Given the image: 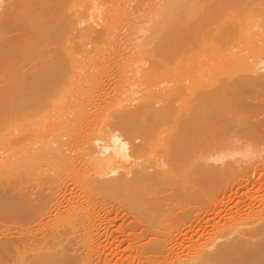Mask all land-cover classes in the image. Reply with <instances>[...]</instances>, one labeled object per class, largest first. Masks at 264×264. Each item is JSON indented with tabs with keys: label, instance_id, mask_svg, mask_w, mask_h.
Listing matches in <instances>:
<instances>
[{
	"label": "bare ground",
	"instance_id": "obj_1",
	"mask_svg": "<svg viewBox=\"0 0 264 264\" xmlns=\"http://www.w3.org/2000/svg\"><path fill=\"white\" fill-rule=\"evenodd\" d=\"M33 1H35V0H33ZM52 1L57 3V1H55V0H39V2H37V3L35 2V4L32 3L34 5L33 6L30 5L31 8L29 7L28 9H26V13L21 12L22 14H20V15L18 13L19 17H17V19L15 18L16 14H14V20H11L12 22L14 21V23H13L14 25L11 24V21L9 23H7V21L10 20L9 17L11 14L8 17L9 19L6 18L7 21H4L5 16L2 17V18H4V20L2 18H0L1 19L0 24L3 23V25H4V23L6 22L5 24H8V26L11 25V27H12L10 29L11 32L8 30L11 33V35L9 33H5L6 34L5 38H4V36L0 35V36H2V37H0V140H2V138H4V136L6 134L10 133V131H9L10 129L7 130V127H8V125L12 124L13 119H14V123H13L14 133H17V132L22 133L23 132V135L17 136L15 139L13 138L14 140L13 139L11 140V143H10L11 145H13V144L18 145L22 142H25L26 140L30 139L31 135H32V132H29L30 134L27 132L25 133L24 128H27L29 124H25V125L18 124L17 123L18 120H20L22 122V119H26L27 117L33 116L34 112L35 113L38 112V109H39V111L43 107L46 109L47 107H45V106H48V105H46V104H48L47 102H50L51 100L54 99V97L56 98L57 96H59V94H61L60 92H61L62 88L67 86L66 84L68 82L70 85L73 84L72 80H68L69 79L68 76L71 74V73L68 74L69 73L68 71L71 68H70V65H67V63L65 61L66 58L64 56L65 55L64 50H63L64 47L61 48L65 44L62 45L61 42L64 43V41L66 40L65 38L67 36L68 31H70L69 29L73 28V27L75 28V26L69 27L71 24L68 23L70 25L67 24L68 26L66 25L67 26L66 27L65 24H63V23H65L64 21H66V19H64V18H66L68 16H69V18H71L70 17L71 15H66V14L62 13V11L64 13L66 12V9H65L66 5L64 4L65 3L64 0L62 1L63 4H62V2H60V4L65 5V7H64L65 11L63 9H61L62 7L60 6L59 2L57 3L58 5H56V8H53L54 5L53 6L49 5V4H53ZM58 1H61V0H58ZM65 1H67V0H65ZM102 1L100 0L99 2H96L95 4L93 3V5H91V2H90L91 6L85 10L86 12L89 10L90 12L88 14H86V12L84 11L85 8L83 9V12H85L86 16L88 15V17L90 19L92 18L91 20L98 21V22H99V20L95 19L96 16L98 15V18H102V15L104 13H105L104 19L106 20V22H108V19L109 20L114 19L113 14L116 15V12L113 13L112 11H110V12H104L103 11L105 2L107 1V3H108V1H110V0H105L103 2ZM136 1L139 2L138 0H136ZM155 1L158 2L157 0H155ZM174 1H176V0H174ZM183 1H184V3L186 2L183 5H186L185 6L186 9H188L187 8V5H188L187 2L189 0H183ZM195 1H197V0H195ZM11 2L14 3V5H13L14 7L13 6L12 7L14 9H16V11H17V7H20L21 5L23 6L24 2H26L25 5H28L27 4L28 0H12ZM50 2H52V3H50ZM68 2H69V0H68ZM144 2L147 3V1H143V3ZM180 2H182V1H180ZM199 2H201V3H199ZM199 2H198L199 5L203 4V3H205L204 5H206V6L208 5L207 6L208 10H207V8L205 10L202 9V8L206 7L204 5H203L204 7H201L202 5L199 7L198 4H197L198 5L197 6L194 1L190 0L188 3L193 4L192 5L193 7L195 4V8L200 9L199 11L198 10L194 11L191 9H195V8L191 7V9L189 11H191L192 15L194 12L196 13V15L198 12H199V14H202L205 11L208 12L209 16L205 14L206 15L205 17L209 18V22L206 23L207 25L204 23L205 26L203 25L201 29H203V31L205 29H206L205 31H207L208 29L209 30H208V32L202 31V33H204L203 35H202V33L200 35L201 31L199 32V30H200L199 26H197L198 28H196V26L194 28H192L193 26L188 27V25H190L192 22L191 18H186L185 16L181 18V17H178L177 14L175 15V17L177 16L178 18H180V20L183 18H185L188 21H189V19L191 20V22H189V24L186 22L188 25H187V29H185L184 31L188 30V31H186L187 34L193 33L199 29L198 31H196V33L198 32L199 33L198 35H200V36H198L196 33H194V34H196L198 36V38L201 36L204 37V39L200 38L201 39L200 42H199L198 38H196L197 42H194L192 40L193 43L189 47H187V44L185 43V47L188 48L187 52L185 51L186 54H189V52L193 53V51L195 52V50L198 51V48H199V50L201 48H203L202 45H204L203 44L204 42H202V41H204L206 39L205 40L206 41L205 50H203L205 52L202 54V55H204L203 60H204V62H206L205 76L200 77V75L198 73H194V75H192L190 73L192 76V81H194V84L191 85L190 84L191 82L189 80H187V83L189 81L188 84H190L191 86L186 93L184 92V91H186V88L184 90V86L182 87L181 84H179V85H181L180 87L175 86L176 87L175 90L176 89L178 90L180 88L178 90V93H180V91H182L183 92L182 97L184 95H187V98H185L184 100L182 99L183 101L181 100L182 101L181 103H179L178 105H175L176 101H177L176 99L178 98L177 94H176V96H174V98H173L174 100L173 99L170 100L172 103L165 102L166 101L165 99L163 100L164 102L163 101L162 102L161 101H159V102L155 101L156 103L155 102L152 103V100H151L150 103L149 102H146V103L143 102L142 104L141 103L135 104L137 106L132 104L134 107L131 105H130L131 107L130 106L129 107L124 106V108L117 109L116 111L113 112V110H112L113 107H115L117 105L116 100H115L116 98H114L115 104H112L113 106L110 105L111 103H113V101L110 104H108L111 107L110 110H112L111 111L112 117L109 119V121H108L109 123H107L106 125L101 124V122L103 123L104 120H106V117L108 116L107 114L110 113V112H108L109 110L106 111L108 108H110V107H107V109L105 110L107 112L106 117H104L105 115L103 116V114H105V111H104V113H102L103 110H102V112L99 111L102 113L101 117L102 118L104 117V119H102L103 121H101L100 123L98 122L100 124V127H101L100 130H102V131L97 130L98 132L96 131V132L92 133V135L90 132V134H87V135H91V137L89 138L86 135L85 139L87 142H83L84 145L86 146V147L84 146L85 148L83 147L85 149L84 152L87 151V153H88L87 154L85 152V154H86L85 156H88L87 158H89L90 160L86 158V160L82 159L83 160L82 162L85 161V163H86V161L89 160L91 164L89 162H88L89 164L88 163L87 164L92 166V169H93L92 171L95 173L94 178L91 175L90 176L92 178L89 176L91 178L90 181L93 182L95 185H97L96 183H98L100 185V187L98 186L100 188V190L104 186L107 188H110L111 190L113 189L114 191L113 192L111 191L112 193L110 192V196H111V194H113L114 196L112 195L110 198L115 199V196H119V198L120 197L125 198L124 200H126L125 202L127 205V209L130 212L133 211L131 213V215L129 214L130 212L128 213L130 218L132 217V220H134L133 218H136V216H137L136 220H138V221L134 225L136 227L135 229L140 230V233L137 232L138 234L136 233V230L133 231V233L135 232L134 234H137V237H135L137 242L135 241V243L131 244L132 248L133 247L138 248L140 246L143 248V250H144V248L147 249L146 251L148 253L144 254L145 250H144V252H143V250H140L143 252V255H141V252L137 251V253L139 252L137 254L139 257V258L137 257V259H139V260L136 259L137 262H135L134 256H126L125 258H127V257L130 258V260L129 259L127 260L124 257H122L123 256L122 253H121L122 256L118 257L120 252L116 253L117 256L114 253H112L113 251L107 252L108 249L106 248L107 245L105 243H107L108 241L102 240V238L105 235L102 237V234H101L102 230L99 227L100 225L98 226V223H97L98 214L96 212H98L99 209H98V211L96 210V212L91 211L93 213H96L97 215L96 214L93 215V213L89 212V213H91V215L89 213H86V214H89L90 216H88V215L86 216V214H84L85 216L82 217L83 216V213H82V215H80V218H81L80 219L78 217L77 218H75V217L81 211L86 212L84 210V207L82 208V207H79V205H75V207L73 206L74 208L73 207L71 208L69 206L72 210L68 209L69 210L67 212L68 214H66L67 217L65 216L64 219L66 220V218H67V220H70V221H68V223H70V225H68L67 227L64 228L63 226L67 225L68 223H67V221L65 222V220L63 221V218L60 217V219L62 218V222L59 219L60 220L59 222H61V224H58L59 222L58 223L54 222V226L58 224L57 225L58 229L55 228L57 226H55V227L52 226L51 229H55V230L57 229V230L56 231L52 230V232H47V230L45 229V226L48 223L47 218H49L48 221H50V219H51L50 214H49L50 210L48 213H47L48 210H46L45 212L42 213V215L40 214L39 211H40V208H43L45 206H47L46 208L49 207L48 205H50L52 203V202L50 203L49 201H53V199L56 198L55 191L59 193V189L57 191V188H59L60 186H58L57 183H56V186H58L57 188H56V186H51L52 184L50 185L51 187L56 188V189L54 188L55 191L52 188H50V191L53 190V193H54L53 194L51 191L52 194L51 193L50 194L52 196L50 197L51 198L50 199L49 196H47L50 194H47L46 196H44L45 192L46 193L50 192L49 188H48V190H47L48 192H47V191H45V188L43 187L44 191H45L43 193L44 194L43 195L42 193H40L43 191L42 186L39 185L41 187L37 188L33 182H30V180H28L33 175H31L29 178V176H27L28 175L27 174L24 176V178H26V176L28 177L27 182L29 184L27 186L32 187L31 184L33 183L35 186L33 184L32 185L39 190H36V188H35V190L37 192L36 191L31 192V190H34V189L28 188L26 186V184H25L26 179L25 180L23 179L24 184L23 183H22L23 185L21 184L23 189H22V187L20 189L19 185H15V184H17V182H19L20 180L21 181L19 183L22 182L23 175L20 174L21 172L18 171V169L15 168L16 165H14L15 167L14 166L13 167L15 169L13 168V170H15L16 173L18 172L17 180H15L16 178L12 177L11 174H9V176H11L10 178L13 180L9 179L12 182H10L8 179L7 180L10 184H13V185L11 186L7 181L6 182L3 181L4 185L8 186V187L5 186L6 187L5 188L3 185V182L0 184L2 186V187H0V190H1V188L4 187V189L1 190L3 193L0 194V208L2 211H5V210L8 211L9 210L10 214H14V223L15 224L18 223L19 226H16V227L14 226V237L11 235V237H10L11 240L9 239V237L7 238V236L6 237L3 236V238L4 239L6 238V240L0 238V258L3 257V259H0V260H3V261L5 260V263H7L6 261H8V260H7L6 256H8V259H9L14 254V264H130L131 262H132L131 264H135V263L136 264H264V191H262L263 189L262 190L259 189L258 192L256 194H254V196L252 195L253 198L251 200L252 202H251L250 207H248V209H247L248 210V213H247L248 218L246 217V220H244L242 218L243 219L242 222H238L239 220L236 218L237 219L236 223H234L236 225H233V227H235V228L231 227V228H233V229H231L228 227L230 230L227 229V232H224V228H223L222 229L223 231L220 230L219 234L216 233L217 235L214 236V238L211 240V242H209L207 244H205L206 242L204 244H200L201 248H197L198 249L197 251H199V252L196 251L197 253H194V255H191L190 252H192V251L188 250V249L191 250V248L194 245L189 246L188 241H192L191 243H194L193 240L198 234L196 235L192 231L194 233L193 234L190 231V228H188V226L190 224L186 227V228H188V230H185V232H180V235L182 234L181 235L182 237H180V235L176 236V233H175L173 236H176V238H173L171 235L172 233L168 229V224L170 221H171V224H173L172 220L176 219L178 222L179 216L182 217L184 215H188V216L192 215L191 213L197 207H194V208L191 207L190 206V203H191L190 200L193 201L194 199L198 198L199 196L201 197L200 194H203L205 192L204 189H206V187L210 186V188L206 189V190H208V191L212 190L213 192L217 189L214 193H216V194L220 193L221 194V192H222V190L220 189V188H222L221 185L227 183L228 180L230 179L229 182H231V183L229 184V182H228L227 185L225 184L226 187L224 185L223 190L226 188L229 189V186L231 188L236 187V189L239 190L240 185H241V187L245 186V182H247L249 180L248 178L251 177V175H254V173L256 171L258 172V170L260 168H261V171L264 170L263 169V167H264V156H262V155H264V0H200ZM7 3L8 2H6L5 4H7ZM46 3H49V4H46ZM117 3H119V2H117ZM127 3H129V0L127 1ZM146 3H145V5H146ZM148 3H149V1H148ZM5 4H4V6H5ZM135 4H136V2H135ZM135 4L133 3L132 5L134 6ZM140 4L141 3L139 2L138 5L140 6ZM152 4H155V3H152ZM145 5H144V8H145ZM158 5H159V2H158ZM179 5H181V4H179ZM183 5H182V7H184ZM105 6H107V5H105ZM122 6L123 5H121V8L124 7V6L123 7ZM125 6H126V4H125ZM220 6H221V9H220ZM67 7H68V5H67ZM131 7H129V9ZM188 7H189V5H188ZM152 8L155 9V6H152ZM217 8H219V9H217ZM6 9H8V8L6 7ZM132 9H134V8L132 7ZM132 9H130V10H132ZM140 9L141 8H139V10ZM201 9L204 12H202ZM211 9H213V10L211 11ZM1 10H2V7H1ZM116 10H117V8H116ZM160 10L158 11V14L156 13L157 15L155 14L156 17L157 16L161 17V15H159L161 13ZM226 10H229V11L227 12ZM132 11H130V12L132 13ZM179 11H178V13L181 14L182 11L181 12H179ZM189 11L186 10V13H189ZM17 12H19V11H17ZM60 12H61V14H63V17H64L63 20H62V15H60ZM117 12H119V9ZM124 12H126V11H123L122 13H124ZM155 12H157V11H155ZM3 13L1 12L2 15L1 14L0 15L3 16ZM5 13L8 15V12H5ZM119 14H120V12H119ZM138 14H140V13L138 12ZM148 14L150 15V12ZM166 14L167 13H165V16H166ZM182 14L180 16H182ZM59 15L61 17L57 18ZM127 15H129V13H127ZM140 15H141L140 17L143 16L142 14H140ZM163 15H164V12H163ZM198 15H197V17H198ZM225 15H226V18L224 17ZM151 16L148 17L149 20H150ZM83 17H84V15H82L81 18H83ZM115 17L118 18L119 16H115ZM140 17L138 16V19ZM145 17L146 16L144 14V17H142V18H145ZM173 17H172V20H173ZM223 17L225 18L224 20H222ZM69 18H67V20ZM78 18H79V16H78ZM89 18L88 19L84 18V22L89 21L92 23V21ZM124 18L125 19L123 21L126 20V17H124ZM132 18H133V16H132ZM193 18H194V16H193ZM57 19H59L60 22L63 21V23H62L63 25L58 24ZM127 19H128V16H127ZM135 19L137 20V18H135ZM163 19H161V20H163ZM151 20L149 22H153ZM79 21H80V23H82L81 19H79ZM110 21H109V23H110ZM123 21L120 20L119 22L121 23ZM67 22H70V21H67ZM98 22H95V23H98ZM112 22H113V24L115 23V21H112ZM129 22H133V21L129 20ZM178 22L179 21H177V24H178ZM85 23H82V24H85ZM91 23H88V24L91 25ZM100 23L101 22H99L98 25H100ZM167 23H168V21H167ZM167 23H165V24H167ZM200 23L203 24V21ZM210 23L211 24L217 23L218 26L215 27V29H213V31H212L211 28H208V27L214 28L213 26H211ZM168 24L172 25L171 23H168ZM175 24H176V21H175ZM198 24H199V22H198ZM105 25L107 26V24H105ZM109 25L111 26V24H109ZM122 25H124V24H122ZM152 25H154V22ZM170 25L167 28H170L171 27ZM100 26H99V28H100ZM132 26H134V25H132ZM132 26L130 24V27H132ZM137 26H140V27H137ZM137 26H136V28L133 27L132 30L131 29H129V30L133 31L135 29L138 32L137 29H140L141 26L144 29L142 24L137 25ZM145 26H146V24H145ZM150 26L148 25V27H150ZM156 26H158V25H156ZM175 26L177 27V25H175ZM184 26H186V25H183V27ZM63 27H65V29L67 28L66 29L67 33ZM127 27H126V29H127ZM230 27L236 28V30L233 28H230ZM3 28L4 27L2 26L0 32L3 31V33H4L5 31ZM80 28L78 30V27H77V31H78L76 33L77 38L82 36ZM97 28L98 27H96L95 30ZM114 28L115 27H113V31H114ZM116 28H119V27L117 26ZM142 28L140 29V31L143 30ZM173 28H174V26H173ZM12 29H13V31H12ZM86 29H88V25H87ZM120 29L121 28H119L118 31H120ZM157 29H159V28H157ZM190 29L193 30V32L192 31L190 32ZM82 30H83V28H82ZM97 30L94 31L95 33H97L96 36H95V34H93L94 36L91 37V38L94 37V40L101 38V37H97L99 33L101 35L105 34V33L107 34V32H105V31L101 30L100 32H97ZM110 30L111 29H109V31ZM115 30L117 31V29H115ZM91 31H93V30H91ZM140 31L138 33H140ZM152 31H153L152 33L154 34L155 33L154 30H152ZM184 31H182V33ZM214 31H215V33H214ZM75 32H76V28H75V31L71 35L72 38L75 37V36H73L75 34ZM102 32H105V33H102ZM111 32H110V34H112ZM173 32H174V30L171 31V33H173ZM180 32H181V30L179 31V33ZM210 32H211V34H210ZM63 33H65L66 35ZM146 33H148V32H146ZM152 33L150 32V37L149 36H147V37L152 39V37H151ZM166 33L167 32L165 29V34ZM171 33L166 34V35H170ZM175 33H178V32H175ZM175 33H173V34H175ZM205 33H206V35H205ZM207 33H208V36H207ZM7 34H8V36L9 35L10 36L7 37ZM78 34H79V37H78ZM117 34H118V32H117ZM63 35H65L64 41L61 40L63 38ZM113 35H115V33ZM125 35H126V33H125ZM140 35L143 36L142 34H140ZM184 35L185 34H183L182 37H184ZM103 36H105V35H103ZM117 36H120V35H117ZM165 36H164V30H163V38ZM171 36H172V34H171ZM171 36H170V38H171ZM195 36H193L194 40H195ZM205 36H207V37H205ZM210 36H211V38H209ZM95 37H97V38H95ZM110 37H111V35H110ZM125 37H128V36H125ZM68 38H70V37H68ZM103 38H105V37H103ZM118 38H117V41L121 40ZM130 38H132V37H129V39ZM140 38L143 39V37H140ZM174 38H172L171 40H174ZM176 38H177V35H176ZM79 39H81V38H79ZM134 39H136V38L134 37ZM138 39H139V37H138ZM138 39H137V41H138ZM98 40H100V39H98ZM111 40H112V38H111ZM152 40H154V39H152ZM159 40H160L159 43H157V44L154 43L155 44L154 49L158 50V53H161V56L166 57L167 54L164 55V53L169 52L170 49L172 50L174 45L176 44V42L174 40L175 44L172 45L173 46L172 47L171 46L172 42L169 38L166 39V37H165L163 40L159 38L157 41H159ZM72 41H75V40H72ZM77 41H75L74 44H76L78 46V44H80L81 41L78 44H77ZM112 41H110V46H111ZM125 41H123V42H125ZM2 42H8L9 44L5 45L6 43H4V45H3ZM93 42L95 43V41H93ZM131 42H132V40H131ZM133 42H136V40H134ZM185 42H187V41L185 40ZM195 43H196V45L197 44H199V45L196 46ZM86 44H87V40H86V43H84V45H86ZM97 44L101 45L100 42H98ZM193 44L195 46H193ZM80 45L78 46V48L75 47L76 49H78V51H80V49H79V47L81 48ZM114 45L116 46L117 44L115 43ZM118 45H119V42H118ZM122 45H120V46H122ZM131 45H133V44H131ZM138 45L136 43V46H138ZM182 45H183V43H182ZM72 46H73V43H72ZM86 46H88V45H86ZM92 46L93 45H91V47ZM139 46H141V45H139ZM198 46H200V47H198ZM142 47H144V46H142ZM119 48L120 47H118V49ZM123 48H124V46H123ZM129 48H132V47L130 46ZM85 49H87V52H89L88 50H90L86 47H85ZM113 49L112 50L109 49V50L113 51ZM115 49H117V48H115ZM192 49H195V50H192ZM82 50H84V49H82ZM148 50L146 51V53L148 52ZM182 50H180L181 55H182ZM234 50H236L238 52L240 51L239 52L240 55L238 53L239 58L236 60V62L233 59V56H232V58H231V56L229 58V55H228V53L229 52L232 53V51L236 53V51H234ZM117 51L119 52L120 49ZM125 51H127V50H125ZM77 52H76V54H77ZM85 52L86 51H84V53ZM155 52H157V51H155ZM63 53H64V55H63ZM121 53H123V52H121ZM174 53L177 54V51ZM195 53H197V52H195ZM231 53H229V54L232 55ZM112 54H113V52H112ZM114 54H116V53H114ZM118 54L120 55V52ZM128 54H126V55H128ZM131 54H133V53H131ZM179 54H180V52H179ZM179 54L177 56H179ZM184 55L185 54L183 53L182 56L184 58L180 57L183 60L186 59L187 56H189V55H187L185 58ZM63 56H64V58H63ZM78 56H80V55H78ZM145 56L146 55L144 53V57ZM148 56H149V54H148ZM158 56L161 57L160 54ZM235 56H236V54H235ZM107 57H109V56H107ZM159 57L157 58V55H156L157 59H159ZM196 57L197 56L194 55L191 58H193V60H195ZM85 58H88V56ZM85 58H82V59H85ZM93 58H94V56H93ZM103 58H104V56H103ZM103 58L100 57V61H101V59L103 60ZM121 58H122V56H121ZM146 58L147 57H145V59ZM156 58L155 57L152 58L153 60L155 59L154 60L155 62L152 61V63H150V64H152V66L151 65L150 66L151 67L156 66L157 69L160 66V67H163V69H164V66L166 64L164 63L165 64L164 66L161 63H159L161 65L157 64L158 62H160V60L158 61ZM234 58H237V56ZM113 59H115V58H113ZM113 59H112V62H114ZM119 59H117L116 63H119V66H120V63H122V62H118ZM125 59H127V58H125ZM128 59H130V58H128ZM167 59H168V56H167V58H165V60H167ZM168 60L172 61L171 59H168ZM78 61H81V60H78ZM115 61H116V59H115ZM142 61L143 60L140 59L138 62L142 63ZM163 61H164V59H162L161 62L163 63ZM175 61H176V59L174 60V63H175ZM196 61H197V63H194V64H198V60H196ZM126 62L130 63L128 61H126ZM149 62H151V57H150V61H148V63ZM114 63H113V65H114ZM123 63H125V60ZM169 64H171V63L169 62ZM199 64H200V60H199ZM199 64H198V66H199ZM143 65H144V63H143ZM146 65H147V63H146ZM178 65H180V64H178ZM186 65H188V64H186ZM68 66H69V68H68ZM115 66H118V64ZM122 66L123 65H121V68L120 67L119 68L122 69ZM198 66L195 65V67H198ZM146 67H149V66L147 65ZM151 67H150V71L152 69ZM173 67H174V65H173ZM100 68H98L97 70L99 71ZM136 68L139 69L140 67L139 68L136 67ZM112 69L115 70V68H112ZM120 69H117V71L115 70V74ZM182 69H184V68H182ZM203 69H204V67H203ZM122 70H120V71H122ZM155 70L156 69H154L153 71L155 72ZM144 71H147V69H145ZM190 71L188 69V72H190ZM122 72H124V71H122ZM122 72H121L122 75L120 73H117L118 76L121 75L120 77H122L125 73V72L124 73H122ZM168 72H170V71L168 70ZM194 72H199V71H194ZM80 73H82V71ZM159 74H160V72H159ZM201 75H203V74H201ZM81 76H82V74H81ZM89 76H90V74H89ZM93 76H94V74H93ZM114 77H117V76H114ZM122 78H124V76ZM186 78H184V79H186ZM99 79H102V78H98V80ZM187 79H189V78H187ZM92 80L89 81V86H90V83L92 82ZM111 80H112V78H111ZM201 80H203V81L200 82ZM180 81L179 82L177 81V83H180ZM95 82L97 83V80H95ZM164 82L165 81H163V83ZM183 82H186V81H183ZM85 83H87V82H85ZM99 84H100V82H99ZM123 84H124V82H123ZM128 84H129V82H128ZM139 84H141V83H139ZM166 84H168V83H166ZM91 85L93 86L94 84L92 83ZM116 85L121 86V83L120 84L117 83ZM125 85H127V84H125ZM160 85H163V84H160ZM73 86H75V85H73ZM120 86H119V88L122 89V87H120ZM141 86H139V87L141 88ZM145 86H146V84H145ZM168 86H170V85H168ZM95 87H94V90L97 91L95 89ZM132 87H134V85ZM132 87L130 89H132ZM135 87H137V89L139 88L137 86V84ZM135 87L133 88V90H130V89L129 90L132 91V93H134ZM186 87H189V86L187 85ZM127 88H129V87H127ZM70 90H71V88H70ZM91 90L92 89L90 88V91ZM94 90H92V91L95 92ZM122 90H124V88ZM158 90L160 93L161 89H158ZM110 91H111V88H110ZM118 91H117V94H115V95H118V93H119ZM127 91H128V89H127ZM137 92H138V90H137ZM164 92L168 94V91L167 92L162 91V95ZM90 93H89V95H90ZM125 93L127 94V92H125ZM153 93H155L156 96H158V97L161 96V95H157L156 91ZM174 93L175 92H173V94ZM91 95H90V97H91ZM120 95H121V93L118 95V97L117 96L116 97L119 99ZM144 95L146 98V94H144ZM75 97L76 96H74V98ZM87 97H89V96H87ZM94 97H96V95H94ZM148 97H150V96L148 95ZM97 98H94V99L97 100ZM111 98H113V97H111ZM180 98H181V95L179 96L178 99H180ZM92 99H93V97H92ZM127 99H129V98H127ZM79 100L80 99H78V101ZM119 100H120V102H122L121 99H119ZM134 100H136V99H134ZM107 101L108 100H106V102ZM129 101L130 100H128L127 102H129ZM109 102H110V100H109ZM74 103H75V100H74ZM102 103H103V101H102ZM80 104H82V102ZM93 104H95L94 101H93ZM88 105H89V103H88ZM120 105H122V103L121 104L119 103V106ZM123 105H124V103H123ZM41 111H43V109ZM41 111L39 113H41ZM39 113H37V114H39ZM37 114H34V115H37ZM107 118H109V117H107ZM99 120H101V119H99ZM97 121H96V126L99 125V124H97ZM48 122L49 121H46V122H44V124L45 123L47 124ZM105 123L106 122H104V124ZM169 123L170 124L173 123V126H172L173 128L172 127L170 128V126L169 127L167 126V125H169ZM67 126H69V125H67ZM67 126H64V127L66 128ZM96 126L94 125L93 127H96ZM167 127L170 128V131H173V132L171 133V136L168 137V138H170L168 141L163 142L164 141L163 140L161 142L159 135L161 134V136H163L162 133L164 131L169 133V131H166ZM62 129H63V127H62ZM89 129H91L92 132L95 131V130H93L94 128L92 129V127ZM98 129H99V126H98ZM41 132H42V129L40 128L37 132L33 133V136H35V135L37 136ZM59 132H62V130ZM86 132H84V133H86ZM51 134L53 136L52 132H51ZM64 134L65 133H63L62 135L60 134L62 139H60V136L58 138L60 140H63L62 136ZM67 136L65 134L64 138ZM83 136H84V134H83ZM42 139H43V137H42ZM57 139H56V142H57ZM166 139H167V137H166ZM77 140H80V139L78 138ZM12 141H14L13 144H12ZM52 141H53V139H52ZM65 141H66V139H65ZM80 141H77V142L80 143ZM37 142H39V141H37ZM40 142H43V141L41 140ZM45 142H47V141H45ZM63 142H64V140H63ZM63 142L58 141L57 145L59 143H60V145H62L61 143H63ZM64 143H63V145L65 148L66 142H64ZM78 143H75V144H78ZM83 143H81V144H83ZM46 144H48V143H46ZM46 144H43L42 146L45 147ZM48 145H50V143ZM54 145L56 147H58L56 144H54V141L50 146H48L49 148L46 146L48 148V151H49L48 153H50V152L52 153V151H54V149L56 148V147L53 148ZM63 145L60 147V150H62L61 148H63ZM71 145L72 144H70V146ZM5 146L6 145H4V147ZM22 146H23V144H22ZM67 146H69V145L67 144ZM6 147H5V149L7 150ZM50 147H52L53 149L51 148V150H50ZM11 148H13V147H10V149ZM33 148H34V146L31 147L32 151L29 148L25 152V153L29 152L28 156H26V157L25 156L22 157L23 154L21 156L19 154V156H20L19 160H21V159L23 160V158L25 159V158L30 157L31 153L34 151ZM35 148H36L35 152H37L36 154H38L40 147H38V148L35 147ZM64 148H63V151L66 149V148L65 149ZM8 149H9V147H8ZM58 149L56 148V150H58ZM67 149H69V148L67 147ZM41 151L44 154L46 153L45 150L44 151L42 150V147L40 149V153H41ZM68 151H64L63 153L68 152ZM35 152L32 153L33 157L31 156L32 158L30 157L31 159H29V160H31L30 161L31 164L34 163L35 159H36V163H37L38 158L43 154V153L42 154L39 153L40 155L39 156L36 155L37 158H35L34 157ZM23 153H24V151H23ZM41 158L45 159V156L43 157V155H42V157H40L39 159L41 160ZM83 158H85V157L83 156ZM44 159H43V161H44ZM1 160H2V158L0 159V162H1ZM6 161H7V163H4V164L10 165L9 160L7 159ZM10 161H11V159H10ZM12 162H13V160L10 163H12ZM20 162H25L27 164V165H25V168L27 166L31 165L29 163V161H26V159L23 161H20ZM40 162L42 163V160ZM2 163L3 162H1V164ZM43 163H42V165H43ZM23 165H22V167H24ZM38 165H39V163H38ZM82 165H84V163ZM85 166H86V164H85ZM87 167H86L85 171L89 170V174H91V172H90L91 168L87 169ZM7 168H9V166ZM25 168H22L21 170H23ZM27 168H29V167H27ZM16 169H17V171H16ZM10 171L11 170H9V173H10ZM5 172H7V171H5ZM11 173H13V172H11ZM263 173L264 172H261L260 174L258 173V175H260V177H258L259 181L264 180V174ZM256 175H257V173H256ZM39 176L40 175H38L37 178H39ZM35 178H36V174H34L33 178H31V180L32 179L34 180ZM18 179H20V180H18ZM39 179H36L38 181L34 180L36 184L40 183ZM92 179L94 181H92ZM255 179H256V177H255ZM14 180H15V182H13ZM84 181H85V184H83ZM84 181H83V183L82 182L80 183L81 184L80 187H82V189L78 188L82 191L84 189L83 188L84 185L86 187V184L91 183V182L86 183L88 181V178H87V181L86 180H84ZM225 181H227V182H225ZM62 183H64V182H62ZM62 183H60V184H62ZM253 183H254V181H253ZM92 184H90L89 187L92 186L93 188L90 187V190H88L89 187L87 185L88 188L87 189L85 188L84 190H87L88 192L93 190L94 195L91 194V193H93V191L91 193H88L87 191H85L86 193L82 192L84 194H88V197H89V194H91L92 196H95V192L99 193V191H100L99 188L97 189V187L94 184H93L94 185L93 186ZM64 185H66V184H64ZM195 185H197L198 188L196 187L194 189L193 187H195ZM260 185H261V183H260ZM13 186L15 189H18L17 191L14 190L15 194H14V192H12ZM16 186L19 188H17ZM24 186L26 188H24ZM77 187H78V184H77ZM94 187H96V189H97L96 191H95ZM105 187H104V189H105ZM217 187H219V188H217ZM11 188H12V190H11ZM24 189H26L27 191H25ZM28 189H30V190H28ZM64 189H65V187H64ZM110 189H108V191H110ZM170 189H173V191ZM168 190L171 192H169ZM167 191L169 193H166ZM208 191H206V192H208ZM250 191H252V190H250ZM35 192L36 193L39 192L38 194H42L43 197L41 195L35 196V195H38ZM64 192H66V191H64ZM80 192L81 191H79V194H80ZM7 193L10 195L14 194V196L12 195L14 198L12 196L8 195ZM34 193H35V195H33ZM63 193L60 192L59 195H61ZM100 193H101V191H100ZM105 193H109V192H105ZM175 193L178 194L179 196L184 195L183 196L184 202H181V204L179 203L178 207L174 206V209L173 208L168 209L169 211L171 210L170 211L171 213L174 212L172 214L173 216H171V213L168 210H167V212H169L170 214L168 213L169 215L163 216V214H165V213L167 214V212H164V208H163V207H165L167 202H166V200H164L166 202V204L163 205L162 202L164 203V201H162V199H164L165 197L168 198L170 194L171 195L174 194L172 196H177ZM214 193H213V195H214ZM5 194H7V196ZM30 194H31V197H30ZM76 194H77V196L75 194L74 195L76 197H78L79 194L78 193H76ZM59 195H58V197H59ZM101 195H105V194H101ZM101 195L99 194L96 197L99 198V197H101ZM171 195L169 198H172ZM203 195H202V197H204ZM237 195H238V192H237ZM2 196H4V197H2ZM81 196H82V194H81ZM106 196H108V195H106ZM106 196H104L103 198H105ZM5 197L6 198L12 197V199H14V204H11V205L9 204L10 206L9 205L7 206L8 202L10 200H8V202H4L6 200ZM58 197H57V199H59V201H60V198H58ZM91 197H89L88 200ZM3 198H5V200H2ZM47 198H49V200H47ZM82 198L86 199L87 197L83 196ZM57 199H55V200H57ZM66 199H68V197ZM114 199H112V200L114 201ZM105 200H107V198ZM116 200H118V199H116ZM71 201H73V200H71ZM202 201H205V199ZM47 202H49V203H47ZM57 202L58 201H55L54 205H57L56 204ZM77 202H78V200H77ZM96 202H98V201L96 200ZM125 202L123 203L124 206H126ZM197 202L199 203V201H197ZM10 203H12V201ZM72 203H71V205H73ZM79 203H80V201H79ZM90 203L91 202H89V205H90ZM120 203H119V205H120ZM98 204H100V203H98ZM107 204H108V202L105 203L103 205V207L105 209L107 208L109 210V208L107 207ZM116 204H118V203H116ZM205 204H206V202H205ZM52 205H53V203H52ZM58 205H59V203H58ZM82 205H84V204H82ZM109 205H110V202H109ZM177 205H178V203H177ZM96 206H98V205H96ZM96 206H95V209H96ZM110 206L109 207L112 208L113 204ZM50 207H51V205H50ZM86 207H87V205H86ZM92 207H94V206H92ZM52 208H53V206L50 209H52ZM80 208H81V211L79 210ZM97 208H99V207H97ZM177 208L181 211L179 212V210ZM192 208H193V210H192ZM57 209L59 210V212L61 211L60 207ZM114 209H116V208H114ZM166 209H167V207H166ZM128 210H126V211H128ZM162 210H163V212H162ZM177 210L179 213L175 214V211H177ZM215 210H216V208H215ZM241 210L242 209H240V211ZM78 211H80V212L78 214H76V212H78ZM231 211H232V209H231ZM111 212L113 213V211H111ZM241 212L239 213V215L242 214ZM214 213H216V212H214ZM71 214H73L74 218ZM132 214H134V215L137 214V215L134 216ZM58 215H60V214H58ZM209 215H210V213H209ZM220 215H222V214H220ZM62 216L64 217V215H62ZM192 217L196 218L198 216L195 215V217H194V214H193V216H191V218ZM55 218H58V217H55ZM184 218H186V217H184ZM191 218L189 219L190 221H191ZM196 219H195V221H196ZM136 220H134V221H136ZM203 220H204V218H203ZM134 221H132V222H134ZM190 221H189V223H190ZM63 222H65V224ZM132 222L130 223L131 225H133ZM182 222L180 223L181 225H183ZM187 222H188V220H187ZM218 222H220V221H218ZM49 223H51V222H49ZM211 223H212V221H211ZM43 224H45V225L42 226ZM51 224H53V223H51ZM171 224H169V225H171ZM60 225H63V226L60 227ZM228 225H231V224H228ZM199 226H198V228H199ZM131 227H133V226H131ZM131 227H129V228H131ZM178 227L179 226H177L176 228H178ZM202 227H204V226H202ZM59 228H61V229L59 230ZM194 228L196 229V227H194ZM51 229H48V230L50 231ZM178 230H179V228H178ZM178 230H176V231H178ZM181 230H183V229H181ZM202 230H203V228L201 229V231ZM218 230L216 232H218ZM9 231H11V230H9ZM107 231H109V230H107ZM173 231H175V230H173ZM197 231L198 230L196 229V232ZM225 231H226V229H225ZM148 235L151 236L149 243H147L145 241V239H147ZM204 235H202V236H204ZM199 236H201V234ZM12 237L14 240H12ZM109 237H110V234H109ZM126 238L128 239V236ZM109 240H110V238H109ZM130 240L132 241L133 239H130ZM148 240H149V238H148ZM12 241L14 244L11 243ZM114 241L111 242L110 244L112 245V243H114ZM197 241H199V243H200V240H197ZM123 243H124V241L120 240V244H119V241H118L117 247L122 246ZM127 247L129 248V246H127ZM181 248L183 250L184 249L188 250L189 254H185V253H188L186 251H180ZM110 250H111V248H110ZM112 250H114V249H112ZM130 250H131V246H130ZM135 250H136V248H135ZM131 251L133 252L134 250H131ZM125 252H127V251H125ZM131 257L133 258V260ZM127 261L128 262L131 261V262L128 263ZM1 263H3V262H1Z\"/></svg>",
	"mask_w": 264,
	"mask_h": 264
},
{
	"label": "rangeland",
	"instance_id": "obj_2",
	"mask_svg": "<svg viewBox=\"0 0 264 264\" xmlns=\"http://www.w3.org/2000/svg\"><path fill=\"white\" fill-rule=\"evenodd\" d=\"M12 0H0V11L3 13V16H1L2 14H1V12H0V18H2V17H4L5 16V20H4V18H2L4 21H7L6 20V18L7 19H9L10 18V20L9 21H7V23H9L11 20H14V14H16V16H15V18L17 19V17H19L18 16V13H19V15L20 14H22V13H26V9H28L29 7H30V5L31 6H33L34 4H35V2L37 1V0H35V1H33V0H28V5H25V3L26 2H24V4H23V6L21 5L20 7H17V11H19V12H17L16 11V9H14L13 7V5H14V3H12L11 2ZM32 1V2H31ZM55 1H57V3L59 2V4H60V2H62L63 0H61V1H58V0H55ZM100 0H69V2H68V0L67 1H65L64 0V4L66 5V7H65V5H62L63 4V2H62V4H60V6L62 7L61 9H63L64 11H65V9H66V12L64 13L63 11H62V13L63 14H66V15H71L70 17L71 18H69V16L68 17H66V18H64L63 17V14H61V12H60V15H62V20H63V18L64 19H66V21H64L65 23H63V21H59V19H57L58 21V24H65V26L68 24V23H70V24H68V25H70L69 27H72V26H75V28H76V32H75V34L73 35V36H75V37H73L72 38V33L75 31V28L73 27V28H70L69 30L70 31H68V33H67V31H66V29H65V27H63L64 29H65V31H66V33H67V36H66V38L64 37L66 34L65 33H63V34H65V35H63V38L61 39L62 41H64L65 39V41H64V43L63 42H61V44L62 45H64V46H62L61 48H63V50H64V53H65V55H64V53H63V55L65 56V61H66V63H67V65H70V70L68 71L69 73L68 74H70L69 76H68V80H72L73 81V84L72 85H70L69 84V82L66 84L67 86H65L64 88H62V90H61V94H59V96H57L56 98L54 97V99L53 100H51L50 102H47L48 104H46V105H48V106H45V107H47L46 109L43 107V108H41V110L43 109V111H41V113H39L40 111H39V109H38V112H34V114H37V113H39V114H37V115H34L33 114V116H30V117H27L26 119H22V122L20 121V120H18L17 121V123L18 124H22V125H25V124H29L28 125V127L27 128H24L25 129V133L27 132V133H29V132H32V135H31V138L30 139H28V140H26L25 142H22V143H20V144H13L14 143V141H12V144L13 145H11L10 143H11V140L14 138H16L17 136H21V135H23V132L22 133H14V125H13V123H14V119L12 120V124L11 125H8V127H7V130H9L10 131V133L9 134H6L5 136H4V138H2V140H0V159L2 158V160H1V162H3L2 164H1V162H0V184L4 181V182H8V180L10 179V180H13V179H11L10 177L12 176V177H15L16 179L15 180H17V175H18V172L16 173L15 172V170H13V168L15 167L14 165H16V167L15 168H17L18 169V171H20L21 173V175H23V177H22V182L21 183H19L21 180L20 179H18V180H20L19 182H17V184H15V185H19V187H20V189H21V187H22V185L24 184V182H23V179L25 180L26 179V186L29 184L28 182H27V179H28V177L27 176H29V178H30V176L31 175H33L34 176V174H36V178L34 179L35 181H38V180H36V179H39L40 181V183L39 184H36L35 183V181L32 179L31 180V178H33V176L30 178V179H28V180H30V182H33L35 185H36V187L38 188V187H41L42 186V188L44 187L45 188V191H47L48 190V188H49V191H50V188H52L53 190H54V188L55 187H51V186H56V183H57V185L58 186H60L59 188H57L58 186H56V188H57V191H58V189H59V193L58 192H56L55 190V195H56V198L55 199H57V197H58V195L60 194V192L61 193H63L64 191H66V192H64L63 194H61V195H59V197L58 198H60V201H59V199H57V200H55V199H53V201H49L50 203L52 202L53 203V205H52V203L50 204L51 205V207L53 206V208L52 209H50L51 207H50V205H48L49 207L48 208H46L47 206H45V207H43V208H40V214L42 215V213L43 212H45L46 210H48L47 211V213L49 212V210H50V218L52 219H50V221H48L49 220V218H47L48 220H47V222L49 223V222H51V223H53V224H51V223H47V225L45 226V229L47 230V232H52V230L53 231H56L57 229H58V224H61V222H62V218H63V221L65 220L64 218H65V216H66V214H68L67 212L74 206L75 207V205H79V207H84V210L86 211V212H82L81 211V208L79 209L80 211H78V212H76V214H78L79 212L81 213H79L78 215H76V217L75 218H80V215H82V213H83V216L82 217H84L85 215L84 214H86V213H89V212H91V211H95L96 212V210L98 211V209H99V213L98 212H96L97 214H98V216H97V223H98V226L101 228V234H102V240L103 241H108L107 243H105L107 246H106V248L108 249L107 250V252H112V253H114L116 256H117V252L119 253V256L118 257H120V256H122V257H126V256H134V258H135V262H137V260H139V259H137V257H138V253L139 252H141V255H143V252H144V250H145V252H144V254L146 253H148L146 250L147 249H145L144 248V250H143V248L142 247H133L132 248V243H135V241H136V238L135 237H137V234L138 233H140V230H138V229H135L136 227L134 226L135 225V223L138 221V220H136L137 219V214L136 215H134V214H132V215H134V216H136V218H133L134 220H136V221H134V220H132V217L130 218V216H129V214L131 215V213L133 212H130L128 209H127V205H126V200H124L125 198H122V197H120L119 198V196H115V199L114 198H110L113 194H111V196H110V192L112 191H114L113 189L111 190L110 188H107V187H105V189H104V187H102L101 188V190H100V185L98 184V183H96L97 185H95L93 182H91L90 180H91V178L93 177L94 178V176H95V173L92 171L93 169H92V166H90V165H88L89 163H90V159L89 158H87L88 156H85L86 154H85V152L87 153V151H85L84 152V148L86 147L85 145H84V143L83 142H87L86 141V135L87 134H90V132H91V135H92V133H94V132H96L97 130H99V131H102V130H100L101 129V127H100V122L101 121H103L102 119H104V117H106V114H107V112L106 111H108V112H110V113H108L107 115V117H109V118H107L106 117V120H104V122H106L105 124H104V122L102 123L101 122V124L102 125H106L107 123H109L108 121H109V119L112 117L111 116V111L113 110V112L114 111H116L117 109H120V108H124V106L125 107H129L130 105L131 106H133V105H135V104H142L143 102H149L150 103V101L152 100V103H154L155 101L157 102H159V101H163L164 99L166 100L165 102H167V103H172L170 100H172L173 98H174V96H176V94H177V97L179 98V96L181 95V98L180 99H176L177 101H176V104L175 105H178L179 103H181L185 98H187V95H184L183 97H182V91H180V93H178V90L180 89H176L175 90V88L178 86V87H180L181 85H182V87L184 86V90H185V88H186V91H184L185 93L188 91V89L190 88V86L192 85V84H194V81H192V76H191V74L192 75H194V73H198L199 75H200V77H202V76H205V69H206V62H204V55H202L205 51H203V50H205V43H206V39L204 40V41H202V42H204L203 44L204 45H202V47L203 48H201L200 50H199V48H198V51L197 50H195V49H192V50H195V52H197V53H195L194 51H193V53L192 52H189V54H186L185 53V51L187 52V50H188V48L187 47H189L192 43H193V41L194 42H197V39L196 38H198V36H200L201 35V33H202V31H203V29H201L202 28V26L204 25V23L206 24V23H208L209 22V18H206L205 16L206 15H208V12H204L202 9H206L207 8V10H208V5L206 6V5H204L205 3H203V4H198V2L200 1V0H197V1H195V0H191V1H194L195 3H196V5L198 4L199 5V7L201 6V7H204V6H206V7H204V8H202L201 9V11L202 12H204V13H202V14H199V12L197 13V15H198V17H197V15H196V13L194 12L193 13V15H192V13H191V11H189L190 9H191V7H193L192 5L193 4H189L188 2L190 1H188L187 2V4L189 5V7H188V5H187V8L188 9H186V5H183V4H185L184 3V1L183 0H180V1H182V2H180L179 0H176V1H174V0H157L158 2H159V5H158V2H156L155 0L153 1V0H138L141 4H140V6L138 5L139 4V2H137L136 0H129V3H127V1L128 0H110V1H108V3H107V1L105 2V5H107V6H105L104 5V9H103V11L104 12H110V11H112L113 13H115L116 12V15L115 14H113V18L114 19H108V22H106V20L104 19L105 18V13L102 15V18H98V15L96 16V20H99V22H101L100 23V25H98V21H94V20H91L89 17H88V15L86 16V14H88L90 11L88 10L87 12L85 11L86 9H88L91 5H93V3L95 4L96 2H99ZM102 1V0H101ZM103 1H105V0H103ZM102 1V2H103ZM143 1H147V3L146 2H144L143 3ZM148 1H149V3H148ZM6 2H8L7 4H5ZM10 2V3H9ZM30 2V3H29ZM37 2H39V0L37 1ZM36 2V3H37ZM53 2V1H52ZM52 2H50V3H52ZM84 2V3H83ZM90 2H91V5H90ZM117 2H119V3H117ZM135 2H136V4H135ZM155 3V4H152V3ZM12 3V4H11ZM32 3H34V4H32ZM56 2H53V4H49V3H46V4H49V5H51V6H53V8H56V5H58L57 3L55 4ZM111 5H110V4ZM131 3V4H130ZM135 4L134 6L132 5V4ZM145 3H146V5H145ZM151 3V4H150ZM193 3V2H192ZM199 3H201V2H199ZM4 4H5V6H4ZM88 4V5H87ZM125 4H126V6H125ZM179 4H181V5H179ZM207 4V3H206ZM9 5V6H8ZM67 5H68V7H67ZM84 7H83V6ZM121 5H123L122 7L123 8H121ZM129 5V6H128ZM143 5V6H142ZM144 5H145V8H144ZM148 5V6H147ZM150 5V6H149ZM155 6V9L154 8H152V6ZM182 5L184 6V7H182ZM197 5V6H198ZM204 5V6H203ZM218 5V4H217ZM13 6V7H12ZM25 6V7H24ZM79 6V7H78ZM135 9H132V7ZM136 6V7H135ZM157 6V7H156ZM1 7H2V10H1ZM5 7V8H4ZM6 7L8 8V9H6ZM58 7V6H57ZM64 7H65V9H64ZM75 7V8H74ZM83 7V8H82ZM127 9H126V8ZM129 7H131L130 9H132V10H130L129 9ZM144 9H143V8ZM182 7V8H181ZM218 7V6H217ZM31 8V7H30ZM85 8V9H84ZM116 8H117V10H116ZM139 8H141L140 10H139ZM193 8H195V4H194V7ZM216 8V7H215ZM10 9V10H9ZM19 9V10H18ZM83 9H84V11L86 12V14H85V12H83ZM114 9V10H113ZM118 9H119V12H120V14H119V12H117L118 11ZM122 9V10H121ZM158 9V10H157ZM161 9V10H160ZM184 9V10H183ZM187 11H189V13H186V10ZM217 9H219V8H217ZM220 9H221V6H220ZM15 10V11H14ZM22 10V11H21ZM116 10V11H115ZM160 10V14L159 15H161V17L160 16H157L156 17V15L158 14V11ZM180 10V11H179ZM191 10H194V11H196V10H200L199 8L197 9V8H195V9H191ZM213 9H211V11H212ZM12 11V12H11ZM123 11H126L127 13H129V15H127V13L126 12H124V13H122ZM130 11H132V13L130 12ZM137 13H136V12ZM145 11V12H144ZM153 11V12H152ZM155 11H157V12H155ZM178 11L179 12H181V14L183 13H185L184 15L182 14V16H180L181 14L180 13H178ZM215 11V10H214ZM227 12L229 11V10H226ZM5 12H8V15L5 13ZM22 12V13H21ZM72 12V13H71ZM136 14H135V13ZM138 12L140 13V14H142L143 16L142 17H144V14H145V18H142V17H140L141 15L140 14H138ZM150 12V15L148 14ZM152 12V13H151ZM163 12H164V15H163ZM83 13V14H82ZM123 15H122V14ZM154 13V14H153ZM157 13V14H156ZM165 13H167L166 14V16H165ZM12 16H11V15ZM119 14V15H118ZM131 14V15H130ZM134 14V15H133ZM156 14V15H155ZM177 14V16L178 17H186V18H191V20H192V22H191V20L189 19V21L188 20H186L185 18H183V19H181L180 20V18H178L177 16L175 17V15ZM179 14V15H178ZM206 14V15H205ZM9 15H10V17H9ZM58 16L57 18H60L61 16ZM82 15H84V17L83 18H81L82 17ZM152 15V16H151ZM78 16H79V18H78ZM115 16H119L118 18L117 17H115ZM127 16H128V19H127ZM132 16H133V18H132ZM138 16L140 17L139 19H138ZM149 16H151L150 17V20L151 21H153L154 22V25H152L153 24V22H149L150 20H149ZM155 16V17H154ZM174 16V17H173ZM193 16H194V18H193ZM209 16V15H208ZM207 16V17H208ZM213 16V15H212ZM9 17V18H8ZM124 17H126V20L125 21H123L125 18ZM153 17V18H152ZM172 17H173V20H172ZM197 17V18H196ZM205 17V18H204ZM211 17V16H210ZM225 18H226V15L224 16ZM223 17V19L222 20H224L225 18ZM67 18H69L68 20H67ZM77 20H76V19ZM84 18H86V19H90L91 21H92V23L91 22H87V21H85L84 22ZM98 18V19H97ZM135 18H137V20L135 19ZM155 18V19H154ZM157 18V19H156ZM164 18V19H163ZM178 20H177V19ZM228 18V17H227ZM75 21H74V20ZM79 19H81V22L82 23H85V24H82V23H80V21H79ZM85 19V20H86ZM101 19V20H100ZM143 19V20H142ZM161 19H163V20H161ZM176 19V20H175ZM1 20V19H0ZM2 20V21H3ZM120 20H122L123 22H119ZM129 20L130 21H133V22H129ZM146 22H145V21ZM172 20V21H171ZM221 20V21H222ZM67 21H70V22H67ZM73 23H72V22ZM109 21H110V23H109ZM112 21H115V23L113 24V22ZM127 21V22H126ZM135 21V22H134ZM140 23H139V22ZM163 21V22H162ZM167 21H168V23H171L172 25H170V24H168L167 23ZM175 21H176V24H175ZM177 21H179L178 22V24H177ZM184 21V22H183ZM203 21V24L202 23H200V22H202ZM79 22V23H78ZM95 22H98V23H94ZM112 22V23H111ZM117 22V23H116ZM138 22V23H137ZM144 22V23H143ZM189 24V22H191V24L190 25H188L187 23ZM195 22V23H194ZM198 22H199V24H198ZM6 23V22H5ZM4 23V25H3V23H1L0 24V30H1V28H2V26L4 27L3 29H4V33H3V31H1L0 32V35H2V36H4V38L6 37L5 35V33H9L10 35H11V31H10V29L12 28L11 27V25L10 26H8V24H5ZM14 23V21L12 22L11 21V24H13ZM88 23H91V25H89ZM111 24V26L109 25V24ZM127 23V24H126ZM135 23V24H134ZM152 23V24H151ZM158 23V24H157ZM165 23H167V24H165ZM181 23V24H180ZM183 23V24H182ZM62 24V25H63ZM105 24H107V26L105 25ZM118 24V25H117ZM122 24H124V25H122ZM130 24H131V26L132 25H134V26H132V27H130ZM140 24H142L143 25V27H144V29L142 28V26H141V28L143 29L142 31H140V29H137L138 30V32L140 31V33H138L135 29L133 30V31H131L132 30V28L134 27V28H136V26L137 25H140ZM145 24H146V26H145ZM195 24V25H194ZM211 24V23H210ZM8 27H7V26ZM14 25V24H13ZM12 25V26H13ZM67 25V26H68ZM79 25V26H78ZM87 25H88V29H86L87 28ZM113 25V26H112ZM116 25V26H115ZM148 25L150 26V27H148ZM156 25H158V26H156ZM161 25V26H160ZM167 25V26H166ZM169 25L171 26L170 28H167V27H169ZM175 25H177V27L175 26ZM181 25V26H180ZM183 25H186V26H184L183 27ZM187 25H188V27L189 26H193L192 28H194L195 26H196V28H198L197 26H199V32H200V35H198L199 33L197 32L196 33V31H198V30H196L195 32H193V30H191L190 29V32L192 31L193 33H190V34H187V32L186 31H188V30H186V31H184L185 29H187ZM207 25V24H206ZM66 26V27H67ZM78 27V30H79V28L81 29L80 31H81V34H82V36H80L79 37V34H78V37L79 38H81V39H79V38H77V36H76V33L78 32L77 31V27ZM98 27L96 30H97V32H100L101 30L102 31H105V32H107V34L105 33V32H102V33H105V34H98V36L97 37H101V38H98V39H100V40H94V37L93 38H91L92 36H94L93 34H95V36H96V34L97 33H95L94 31H96L95 30V28L96 27ZM99 26H100V28H99ZM119 27V28H121L120 29V31H118L119 30V28H116V27ZM128 26V27H127ZM173 26H174V28H173ZM205 26V25H204ZM211 26H213L214 28H212V27H208V28H211L212 29V31H213V29H215V27H217L218 26V24L217 23H212L211 24ZM7 27V28H6ZM10 27V28H9ZM68 27V28H69ZM86 27V28H85ZM106 29H105V28ZM111 27V28H110ZM113 27H115L114 28V31H113ZM126 27H127V29H126ZM137 27H140V26H137ZM183 27V28H182ZM82 28H83V30H82ZM123 28V29H122ZM155 28V29H154ZM157 28H159V29H157ZM230 28H233V27H230ZM2 29V30H3ZM105 29V30H104ZM109 29H111L110 31H109ZM115 29H117V31L115 30ZM125 29V30H124ZM129 29H131V30H129ZM165 29H166V34H169V33H171V31L172 30H174V32L173 33H175V32H178V33H175V34H173V33H171L172 34V36H171V34L170 35H166L165 34ZM183 29V30H182ZM233 29H235L236 30V28H233ZM10 32H9V31ZM91 30H93V31H91ZM129 30V31H128ZM148 30V31H147ZM152 30H154V34L152 33L153 31ZM160 30V31H159ZM163 30H164V36L166 37V39H172V38H176V35H177V38L175 39L174 38V40H175V42H176V44H175V42H174V40H171V46L172 45H174V47H173V49L170 51L169 50V52H166V53H164V55H166L167 54V56H168V59H171L172 61H169L168 59L167 60H165V58H167V56L165 57V56H161V53H158V50H156V49H154V46H155V44H157V43H159L160 42V40L159 41H157L159 38L160 39H164L163 38ZM169 30V31H168ZM171 30V31H170ZM176 30V31H175ZM178 30V31H177ZM181 30V32L179 33V31ZM206 30V29H205ZM203 31V32H208V30L207 31ZM8 31V32H7ZM12 31H13V29H12ZM91 31V32H90ZM112 31V32H111ZM116 31V32H115ZM125 31V32H124ZM144 31V32H143ZM157 31V32H156ZM162 31V32H161ZM182 31H184L183 33H182ZM110 32L112 33V34H110ZM115 33V35L117 36V35H120V36H115V35H113L114 33ZM117 32H118V34H117ZM122 32V33H121ZM124 32V33H123ZM132 32V33H131ZM134 32V33H133ZM136 32V33H135ZM146 32H148V33H146ZM150 32L153 34H151V37H152V39H154V40H152L151 38H149L150 37ZM169 32V33H168ZM186 32V33H185ZM80 33V32H79ZM120 33V34H119ZM125 33H126V35H125ZM131 33V34H130ZM138 33V34H137ZM194 33H196V34H194ZM214 33H215V31H214ZM13 34V33H12ZM80 34V35H81ZM135 34V35H134ZM137 34V35H136ZM140 34H142L143 36H141ZM149 34V35H148ZM183 34H185L184 35V37H182L183 36ZM204 33H202V35H203ZM210 34H211V32H210ZM9 35V36H10ZM103 35H105V36H103ZM110 35H111V37H110ZM134 35V36H133ZM155 35V36H154ZM162 35V36H161ZM175 35V36H174ZM191 35V36H190ZM196 35V36H195ZM205 35H206V33H205ZM2 36H0V37H2ZM8 36V34H7V37H9ZM125 36H128V37H125ZM139 37V39H138V37ZM145 36V37H144ZM147 36H149V37H147ZM169 36V37H168ZM170 36H171V38H170ZM179 36V37H178ZM181 36V37H180ZM188 36V37H187ZM193 36H195V40H194V38H193ZM207 36H208V33H207ZM207 36H205V37H207ZM68 37H70V38H68ZM97 37H95V38H97ZM103 37H105V38H103ZM116 37V38H115ZM119 37V38H118ZM121 37V38H120ZM129 37H132V38H130L129 39ZM134 37L136 38V39H134ZM140 37H143V39H141ZM186 37V38H185ZM65 38V39H64ZM77 38V39H76ZM111 38H112V40H111ZM117 38L118 39H121V40H118L117 41ZM126 38V39H125ZM147 40H146V39ZM182 38V39H181ZM189 38V39H188ZM200 38H202V39H204V37L203 36H201V37H199L198 38V40H199V42H200ZM209 38H211V36L209 37ZM102 39V40H101ZM104 39V40H103ZM126 41H125V40ZM137 39H138V41H137ZM151 41H150V40ZM71 40V41H70ZM72 40H75V41H77V44L78 43H80V41H81V45L80 44H78V46L80 45L81 46V48L82 49H84V50H82L80 47H79V49H80V51H78V49H76L75 47H77L78 48V46L76 45V44H74L75 43V41H72ZM84 40V41H83ZM86 40H87V44L86 45H88V46H86V45H84V43H86ZM112 41L111 42V46H110V41ZM131 40H132V42H131ZM134 40H136V42H133ZM177 40V41H176ZM185 40L187 41V42H185ZM193 40V41H192ZM93 41H95V43L93 42ZM123 41H125V42H123ZM129 41V42H128ZM141 41V42H140ZM150 41V42H149ZM179 41V42H178ZM71 42V43H70ZM83 42V43H82ZM98 42H100L101 43V45H98L97 43ZM106 42V43H105ZM114 42V43H113ZM118 42H119V45H118ZM127 42V43H126ZM181 42V43H180ZM3 43V45H4V43H6L5 45H8L9 43L8 42H2ZM69 43V44H68ZM72 43H73V46H72ZM117 44L116 46L114 45V44ZM125 43V44H124ZM136 43H137V45L139 44V45H141V46H136ZM148 43V44H147ZM151 43V44H150ZM155 43V44H154ZM182 43H183V45H182ZM185 43L187 44V47H185ZM93 45L92 47H91V45ZM123 44V45H122ZM131 44H133V45H131ZM180 44V45H179ZM201 44V43H200ZM76 45V46H75ZM120 45H122V46H120ZM195 45H196V43H195ZM194 44H193V46H195ZM197 45H199V44H197ZM196 45V46H197ZM61 46V45H60ZM123 46H124V48H123ZM128 46V47H127ZM132 47V48H129V47ZM142 46H144V47H142ZM69 47V48H68ZM85 47L86 48H88V49H90V50H88L89 52H87V49H85ZM118 47H120L119 49H120V55L118 54L119 52L117 51V50H119L118 49ZM182 47V48H181ZM185 47V48H184ZM198 47H200V46H198ZM75 48V49H74ZM92 48V49H91ZM108 50H107V49ZM113 49V51H110V50H112ZM115 48H117V49H115ZM122 48V49H121ZM152 48V49H151ZM171 48V47H170ZM75 51H74V50ZM110 49V50H109ZM124 49V50H123ZM133 49V50H132ZM135 49V50H134ZM137 49V50H136ZM149 49V50H148ZM155 51H157V52H155ZM176 49V50H175ZM183 49V50H182ZM185 49V50H184ZM72 50V51H71ZM78 52H77V51ZM94 50V51H93ZM122 50V51H121ZM125 50H127V51H125ZM148 50V52L146 53V51ZM180 50H182V55H183V53L185 54L184 56H185V58H186V56L187 55H189V56H187V60L186 59H181V58H184L182 55H181V51ZM83 51V52H82ZM84 51H86L85 53H84ZM92 51V52H91ZM177 51V54L176 53H174V52H176ZM190 51V50H189ZM234 51H236V50H234ZM67 52V53H66ZM76 52H77V54H76ZM112 52H113V54H112ZM118 52V53H117ZM121 52H123V53H121ZM172 52V53H171ZM179 52H180V54H179ZM240 52V51H239ZM238 51H236V53L235 52H233L232 51V53L231 52H229V53H231L232 55H230L229 53H228V55H229V58H230V56H231V58H232V56H233V59L235 60V62H236V60L239 58V56H238V53H239ZM110 53V54H109ZM114 53H116V54H114ZM129 53V54H128ZM131 53H133V54H131ZM144 53H145V57H147L146 59H145V57H144ZM152 55H151V54ZM158 53V54H157ZM87 54V55H86ZM122 54V55H121ZM126 54H128V55H126ZM148 54H149V56H148ZM160 54V56L161 57H159L158 55ZM179 54V56H177ZM235 54H236V56H237V58H234V57H236L235 56ZM78 55H80V56H78ZM117 55V56H116ZM125 55V56H124ZM151 55V56H150ZM156 55H157V58L159 57V59H157L156 58ZM177 57H176V56ZM194 55H196L197 57H196V59L195 60H193V58H191V57H193ZM239 55H240V53H239ZM64 56H63V58H64ZM88 56V58H85V57H87ZM93 56H94V58H93ZM103 56H104V58H103ZM107 56H109V57H107ZM112 56V57H111ZM115 56V57H114ZM121 56H122V58H121ZM124 56V57H123ZM128 56V57H127ZM159 61L160 60V62H158L157 64H159V63H161V64H163V66H164V69H163V67H158V69L156 68V66H154V67H151L152 66V64H150V63H152V61L153 62H155L152 58H154V57ZM170 56V57H169ZM69 57V58H68ZM100 57L101 58H103V60L101 59V61H100ZM118 57V58H117ZM150 57H151V62H149L148 63V61H150ZM164 57V58H163ZM174 57V58H173ZM179 57V58H178ZM181 57V58H180ZM202 57V58H201ZM82 58H85V59H82ZM113 58H115L116 59V61H115V59H113V61L116 63L117 62V59H119V61L118 62H122V63H120V66H119V63H114V62H112V59ZM125 58H127V59H125ZM128 58H130V59H128ZM144 58V59H143ZM149 58V59H148ZM198 58V59H197ZM201 58V59H200ZM68 59V60H67ZM143 60L142 61V63H139L138 61L139 60ZM162 59H164V61H163V63L161 62L162 61ZM176 59V61H175V63H174V60ZM190 59V60H189ZM70 60V61H69ZM74 60V61H73ZM78 60H81V61H78ZM99 60V61H98ZM121 60V61H120ZM124 60H125V63H123L124 62ZM130 60V61H129ZM193 60V61H192ZM196 60H198V64H199V60H200V64H199V66H198V64H194V63H197V61ZM126 61H128V62H130V63H127ZM171 63V64H169V62ZM111 62V63H110ZM113 63H114V65H113ZM143 63H144V65H143ZM146 63H147V65L149 66V67H146L147 65H146ZM165 63V64H164ZM173 63V64H172ZM177 63V64H176ZM104 64V65H103ZM118 64V66H115V65H117ZM129 64V65H128ZM161 64H159V65H161ZM178 64H180V65H178ZM186 64H188V65H186ZM114 67H113V66ZM121 65H123L122 66V69H120L121 68ZM139 65V66H138ZM141 65V66H140ZM144 67H143V66ZM151 65V66H150ZM173 65H174V67H173ZM195 65L196 66H198V67H195ZM95 68H94V67ZM131 66V67H130ZM158 66V65H157ZM169 66V67H168ZM189 66V67H188ZM191 66V67H190ZM87 67V68H86ZM101 67V68H100ZM120 67V68H119ZM136 67H140L139 69H137ZM150 67L152 68L151 69V71H150ZM173 67V68H172ZM203 67H204V69H203ZM68 68H69V66H68ZM86 68V69H85ZM94 70H93V69ZM98 68H100L99 69V71L97 70ZM107 68V69H106ZM110 68V69H109ZM112 68H115V70L117 71V69H120V70H122V71H124V72H122V71H120V70H118V72H116V74L117 73H120L121 74V72L122 73H124V78H122V77H120L121 75H119L118 76V74L116 75L115 74V70L114 69H112ZM156 69L155 70V72L153 71L154 69ZM182 68H184V69H182ZM189 69V71L190 72H188V69ZM197 68V69H196ZM201 68V69H200ZM75 69V70H74ZM92 69V70H91ZM113 71H112V70ZM143 69V70H142ZM145 69H147V71H144ZM181 69V70H180ZM194 71H199V72H194ZM111 70V71H110ZM138 70V71H137ZM142 70V71H141ZM168 70L170 71V72H168ZM178 70V71H177ZM82 71V73H80ZM97 71V72H96ZM141 71V72H140ZM150 71V72H149ZM91 72V73H90ZM139 72V73H138ZM148 72V73H147ZM153 72V73H152ZM159 72H160V74H159ZM184 72V73H183ZM193 72V73H192ZM97 73V74H96ZM143 73V74H142ZM158 73V74H157ZM177 73V74H176ZM191 73V74H190ZM74 74V75H73ZM76 74V75H75ZM81 74H82V76H81ZM89 74H90V76H89ZM93 74H94V76H93ZM115 74V75H114ZM154 74V75H153ZM201 74H203V75H201ZM78 75V76H77ZM103 75V76H102ZM113 75V76H112ZM181 75V76H180ZM77 76V77H76ZM100 76V77H99ZM112 76V77H111ZM114 76H117V77H114ZM189 76V77H188ZM77 79H76V78ZM80 77V78H79ZM92 77V78H91ZM102 78V79H99L98 80V78ZM110 77V78H109ZM158 77V78H157ZM189 78V79H187V78ZM111 78H112V80H111ZM155 78V79H154ZM168 78V79H167ZM172 78V79H171ZM184 78H186V79H184ZM93 79V80H92ZM104 79V80H103ZM115 81H114V80ZM119 79V80H118ZM81 80V81H80ZM92 80V82L90 83V86H89V81H91ZM95 80H97V83L95 82ZM153 80V81H152ZM162 80V81H161ZM179 82L180 80L182 81H180V83H177V81ZM187 80H189L191 83V85L190 84H188L189 83V81H188V83H187ZM100 82V84H99V82ZM161 83H160V82ZM163 81H165L164 83H163ZM170 81V82H169ZM183 81H186V82H183ZM203 80H201L200 82H202ZM76 82V83H75ZM85 82H87V83H85ZM110 82V83H109ZM121 83V86L120 85H116L117 83ZM123 82H124V84H123ZM128 82H129V84H128ZM149 82V83H148ZM178 84H176V83ZM85 83V84H84ZM94 84L93 86L95 87V89L97 90V91H95L94 90V87L91 85V84ZM96 83V84H95ZM139 83H141V84H139ZM153 83V84H152ZM163 84V85H160V84ZM166 83H168V84H166ZM173 83V84H172ZM187 83V84H186ZM99 84V85H98ZM125 84H127V85H125ZM136 84H137V86L139 87V86H141V88L139 87L138 89H137V87H135L136 86ZM145 84H146V86H145ZM157 84V85H156ZM179 84H181V85H179ZM73 85H75V86H73ZM89 87H88V86ZM98 85V86H97ZM117 87H116V86ZM124 87H123V86ZM134 85V87H135V92L134 93H132V91H130V90H133V88L134 87H132ZM150 85V86H149ZM167 85V86H166ZM168 85H170V86H168ZM173 85V86H172ZM188 85L189 87H186V86ZM103 86V87H102ZM119 86L120 87H122V89L124 88V90H122V89H120L119 88ZM176 86V87H175ZM75 87V88H74ZM127 87H129V88H127ZM132 87V89H130ZM70 88H71V90H70ZM90 88L92 89V90H94L95 92H93L92 90L90 91ZM99 88V89H98ZM104 88V89H103ZM110 88H111V91H110ZM114 88V89H113ZM128 89V91H127V89ZM74 89V90H73ZM87 89V90H86ZM101 89V90H100ZM103 89V90H102ZM130 89V90H129ZM148 89V90H147ZM158 89H161V91H160V93H159V90ZM164 89V90H163ZM119 92L118 93V95L121 93V97L119 96V99H121V101L122 102H120V100L117 98L118 97V95H115V94H117V91ZM122 92H121V91ZM137 90H138V92H137ZM147 90V91H146ZM153 90V91H152ZM174 90V91H173ZM146 91V92H145ZM152 91V92H151ZM156 91V93H157V95H161L160 97H158V96H156V94L155 93H153V92H155ZM162 91H168V94L167 93H163V95H162ZM65 92V93H64ZM88 92V93H87ZM91 92V93H90ZM93 92V93H92ZM125 92H127V94L125 93ZM173 92H175L174 94H173ZM79 93V94H78ZM84 93V94H83ZM89 93H90V95H91V97H90V95H89ZM97 93V94H96ZM112 93V94H111ZM124 93V94H123ZM152 93V94H151ZM172 93V94H171ZM69 94V95H68ZM78 94V95H77ZM137 96H136V95ZM144 94H146V98H145V95ZM166 94V95H165ZM171 94V95H170ZM82 95V96H81ZM94 95H96V97H94ZM98 95V96H97ZM100 95V96H99ZM125 95V96H124ZM144 95V96H143ZM148 95L150 96V97H148ZM74 96H76L75 98H74ZM81 96V97H80ZM86 96V97H85ZM87 96H89V97H87ZM106 96V97H105ZM117 96V97H116ZM156 96V97H155ZM92 97H93V99H92ZM98 97V98H97ZM111 97H113V98H111ZM125 97V98H124ZM163 97V98H162ZM168 97V98H167ZM170 97V98H169ZM82 98V99H81ZM84 98V99H83ZM88 98V99H87ZM94 98H97V100L96 99H94ZM111 98V99H110ZM114 98H116L115 100H116V103H117V105L115 106V107H113V109L112 110H110L111 109V107H110V105H112V104H115L114 102H115V100H114ZM127 98H129V99H127ZM63 99V100H62ZM78 99H80L79 101H78ZM86 99V100H85ZM124 99V100H123ZM133 99V100H132ZM134 99H136V100H134ZM145 99V100H144ZM183 99V100H182ZM74 100H75V103H74ZM82 100V101H81ZM90 100V101H89ZM106 100H108L107 102H106ZM109 100H110V102H109ZM128 100H130L129 102H127ZM168 100V101H167ZM174 100V99H173ZM182 100V101H181ZM93 101H94V103L95 104H93ZM97 101V102H96ZM102 101H103V103H102ZM105 101V102H104ZM113 101V103H111ZM118 101V102H117ZM134 101V102H133ZM82 102V104H80ZM92 102V103H91ZM109 102V103H108ZM155 102V103H156ZM164 102V101H163ZM174 102V101H173ZM88 103H89V105H88ZM102 103V104H101ZM111 103V104H110ZM119 103L121 104L122 103V105H123V103H124V105L122 106V105H120L119 106ZM76 104V105H75ZM80 104V105H79ZM100 104V105H99ZM108 104H110V105H108ZM133 104V105H132ZM50 105V106H49ZM85 106V107H84ZM113 106V105H112ZM130 106V107H131ZM135 106H137V105H135ZM70 107V108H69ZM107 107H110V108H108L107 109ZM119 107V108H118ZM134 107V106H133ZM105 108V109H104ZM116 108V109H115ZM45 109V110H44ZM85 109V110H84ZM107 109V110H106ZM173 109V108H172ZM102 110H103V112H102ZM106 110V111H105ZM99 111H101L102 113H104V111H105V114H103V118L101 117L102 115V113L101 112H99ZM58 112V113H57ZM92 113V114H91ZM96 113V114H95ZM114 114V113H113ZM92 115V116H91ZM94 116V117H93ZM47 117V118H46ZM54 117V118H53ZM89 117V118H88ZM91 119V120H90ZM94 119V120H93ZM98 121H97V120ZM99 119H101V120H99ZM32 120V121H31ZM53 120V121H52ZM46 121H51L50 123L48 122L47 124L45 123L44 124V122H46ZM66 121V122H65ZM96 121H97V124H99V125H97L96 126ZM70 122V123H69ZM94 122V123H93ZM99 122V123H98ZM172 124V125H171ZM169 123V125H167L168 127L170 126V128L173 126V123ZM67 125H69V126H67ZM96 126V127H93V126ZM30 126V127H29ZM33 126V127H32ZM43 126V127H42ZM64 126H67L66 128L64 127ZM92 127V129L93 130H95V131H93L92 132V130L91 129H89V128H91ZM98 126H99V129H98ZM62 127H63V129H62ZM69 127V128H68ZM71 127V128H70ZM106 127V126H105ZM166 128V131H169V133L168 132H163L162 134H163V136H161V134L159 135V138H160V141L162 142L163 140V142H165V141H168L170 138H168L169 136H171V133L173 132V131H170V128ZM42 129V132L41 133H39L37 136L35 135V136H33V133L34 132H37L39 129ZM107 128V127H106ZM173 128V127H172ZM104 129V128H103ZM31 130V131H30ZM33 130V131H32ZM62 130V132L63 133H65L66 134V136L67 137H65L64 138V136H65V134L62 136L63 137V140H64V142H66V145H65V148H64V145H63V140H60V139H62L61 138V136H60V134L62 135L63 133L62 132H59V131H61ZM64 130V131H63ZM71 130V131H70ZM88 130V131H87ZM173 130V129H172ZM67 131V132H66ZM87 131V132H86ZM51 132L53 133V136H52V134H51ZM59 132V133H58ZM71 132V133H70ZM84 132H86V133H84ZM98 132V131H97ZM56 133V134H55ZM30 134V133H29ZM83 134H84V136H83ZM165 134V135H164ZM47 135V136H46ZM91 135H87V137H91ZM43 137V139H42V137ZM51 138H50V137ZM60 136V139L58 138ZM83 136V137H82ZM45 137V138H44ZM166 137H167V139H166ZM58 138V139H57ZM73 138V139H72ZM80 139V140H77V139ZM85 140H84V139ZM88 138V139H89ZM165 138V139H164ZM9 139V140H8ZM13 139V140H14ZM52 139H53V141H54V144H56L57 145V142L58 141H61V142H63V143H61L62 145H63V148L65 149L64 151H68V152H65V153H63L64 151H63V148H61L62 150H60V147L62 146V145H60V143L57 145L58 147H56L55 145H54V147L53 148H59L58 150H56V148L54 149V151H52V153L50 152V153H48L49 151H48V146H50L52 143H53V141H52ZM56 139H57V142H56ZM65 139H66V141H65ZM72 139V140H71ZM43 141V142H40V141ZM70 140V141H69ZM9 141V142H8ZM37 141H39V142H37ZM45 141H47V142H45ZM76 141V142H75ZM77 141H80V143H78ZM74 142V143H73ZM46 143H50V145H48V144H46ZM75 143H78V144H75ZM81 143H83V144H81ZM6 145L5 147L7 148V150L5 149V147H4V145ZM10 144V145H9ZM22 144H23V146H22ZM36 144V145H35ZM43 144H46V146L48 147H43L42 145ZM65 144V143H64ZM67 144L69 145V146H67ZM70 144H72L71 146H70ZM86 144V143H85ZM77 145V146H76ZM80 147H79V146ZM83 145V146H82ZM2 146V147H1ZM18 146V147H17ZM34 146V151L33 152H35V150H36V148L35 147H40V149H41V147H42V150L44 151H46V153L44 154L42 151H41V153H40V149H39V153L40 154H42L43 155V157L45 156V159L44 158H41V160H42V163H43V165H42V163L40 162L41 160L39 159L40 157H42V155L38 158V160H37V163H36V159H35V161H34V163H32L31 164V160H29V159H31L33 156V152L31 153V155H30V157H28V158H25L26 159V161H29V163L31 164V165H29V166H27V167H29V168H25V165H27L25 162H20V161H23V160H25L24 158H23V160L21 159V160H19L20 159V156L22 155V157L23 156H28V153L29 152H27V153H25L29 148L31 149V147H33ZM74 146V147H73ZM82 146V147H81ZM85 146V147H84ZM8 147H9V149H8ZM10 147H13V148H11L10 149ZM67 147L69 148V149H67ZM73 147V148H72ZM84 147V148H83ZM45 148V149H44ZM51 148L52 147H50V150H51ZM52 148V149H53ZM72 148V149H71ZM24 151V153H23V151ZM38 150V149H37ZM87 150V149H86ZM9 151V152H8ZM30 151V150H29ZM31 151H32V149H31ZM37 152H35V158H37L36 157V155L37 156H39L40 154L38 153V154H36ZM13 154V155H12ZM19 154H20V156H19ZM88 154V153H87ZM19 156V157H18ZM83 156L85 157V158H83ZM262 156H264V155H262ZM11 157V158H10ZM21 157V158H22ZM86 158L87 159H89V160H87L86 161V163H85V161L84 162H82L83 160H86ZM9 160V164L10 165H6V164H4V163H7V161L6 160ZM10 159H11V161L13 160V162L12 163H10L11 161H10ZM43 159H44V161H43ZM83 159V160H82ZM4 160V161H3ZM81 160V161H80ZM33 161V160H32ZM46 161V162H45ZM89 162V163H88ZM25 163V164H24ZM38 163H39V165H38ZM41 163V164H40ZM84 163V165H82ZM88 163V164H87ZM24 166V167H22V165ZM85 164H86V166H85ZM91 164V163H90ZM81 165V166H80ZM9 166V168H7V167ZM14 166V167H13ZM39 166V167H38ZM88 166V167H87ZM81 167V168H80ZM85 167V168H84ZM86 167H87V169H90L91 171V174H89V170L88 171H85L86 170ZM12 168V169H11ZM14 168V169H15ZM22 168H25V169H23V170H21ZM17 169H16V171H17ZM263 169H264V167H263ZM9 170H11L10 171V173H9ZM13 170V171H12ZM5 171H7V172H5ZM11 172H13V173H11ZM261 172H264V170H262L261 171V168L258 170V172L256 171L255 173H254V175H251V177H249L248 179V181L247 182H245V186H243V187H241V185H240V189L238 190V189H236V187H230L229 186V189L228 188H226V189H224L223 190V186L226 184L227 185V183L229 182V180H228V182L227 181H225V182H227V183H225V184H223V185H221L222 186V188H220L221 190H222V192H221V194L219 193V194H216V193H214L212 190L211 191H208V190H206V189H209L210 188V186H208V187H206V189H204L205 190V192L203 193V194H200L201 195V197L199 198H196V199H194L193 201L192 200H190V206L191 207H197L190 215L191 216H193V214H194V217H195V215L196 216H198V217H196V218H191V216H188V215H184V216H182V217H178V222H177V220L176 219H174V220H172V222H173V224H171V221L169 222V224H171V225H169L168 224V229L170 230V232L172 233L171 235H172V237L173 238H176V236H179L180 235V232H185V230H188V228H190V231L192 232H194L197 236L194 238V240H193V242L195 243H191L192 241H188V245L189 246H191V245H194L193 247L195 248H191V250L190 249H188L189 251H192V252H190V254L191 255H194V253H197V252H199V251H197L198 249L197 248H201L200 247V244H204L205 242V244H207V243H209V242H211V240L214 238V236H216L217 234H219V231L220 230H222L223 228H224V232H227V229H229V228H231V227H233V225H236V224H234V223H236V220L238 219L239 221L238 222H242V220L244 219V220H246V217L248 218V207H250V205H251V200H252V198H253V196H254V194H256L257 192H258V190L259 189H263L262 191H264V180L263 181H259V178L258 177H260V175H258V173L260 174ZM256 173H257V175H256ZM9 174H11V176H9ZM14 174V175H13ZM19 174V175H20ZM28 174V175H27ZM264 174V173H263ZM25 175H27L26 176V178H24V176ZM38 175H40L39 176V178H37V176ZM92 177H91V176ZM91 178H90V177ZM19 177V176H18ZM88 178V181H87V178ZM255 177H256V179H255ZM251 178V179H250ZM8 179V180H7ZM9 180V181H10ZM15 180L13 181V182H15ZM84 180H86L87 182L86 183H88V182H91L90 184H94L96 187H97V189L99 188V190L101 191V193H100V191H99V193L98 192H95V196H92L91 194H93L94 195V191H93V193H91L92 191H90V192H88L87 190H84L85 188L87 189L88 187H89V185L90 184H86V187H85V185L83 186V191L82 190H80V189H82V187H80L81 186V182L83 183V181ZM92 181H94L93 179H92ZM253 181H254V183H253ZM4 182H3V185H4ZM10 182H12V181H10ZM62 182H64V183H62ZM172 182V181H171ZM259 182V183H258ZM9 183V182H8ZM19 183V184H18ZM23 183V184H22ZM32 183V184H33ZM38 183V182H37ZM60 183H62V184H60ZM231 182H229V184H230ZM251 183V184H250ZM260 183H261V185H260ZM10 184V183H9ZM22 184V185H21ZM31 184V186L32 187H28V188H32V189H34V190H31V192L32 191H36V190H39V189H37L36 187H34L33 185ZM52 184V185H51ZM54 184V185H53ZM64 184H66V185H64ZM77 184H78V187H77ZM83 184H85V181H84V183ZM92 184V185H93ZM248 184V185H247ZM11 186L13 185V184H10ZM38 185V186H37ZM39 185H41V186H39ZM51 185V186H50ZM64 185V186H63ZM68 185V186H67ZM87 185H88V187H87ZM93 185V186H94ZM226 185H225V187H226ZM260 185V186H259ZM5 186H7V185H4V187ZM99 186V187H98ZM220 186V187H221ZM248 186V187H247ZM0 187H2L1 185H0ZM4 187L3 188H1V190L2 189H4ZM8 187V186H7ZM10 187V186H9ZM17 187V186H16ZM19 187H17V188H19ZM64 187H65V189H64ZM70 189H68V188ZM90 187H92V186H90ZM90 187L88 188V190H90ZM96 187H94L95 188V191L97 190L96 189ZM198 188V186L197 185H195V187H193L194 189L195 188ZM245 187V188H244ZM256 187V188H255ZM6 188V187H5ZM13 188V191L12 192H14V190L15 191H17L18 189H15L14 188V186L12 187ZM12 188H11V190H12ZM24 188H26L25 186H24ZM35 188H36V190H35ZM44 188H43V191L42 192H40V193H44L45 191H44ZM55 188V189H56ZM78 188H80V189H78ZM93 188V187H92ZM91 188V189H92ZM212 188V187H211ZM217 188H219V187H217ZM254 188V189H253ZM22 189H23V187H22ZM72 189V190H71ZM104 189V190H103ZM108 189H110V191H108ZM213 189V188H212ZM244 189V190H243ZM0 190V191H1ZM25 191H27L26 189H24ZM28 190H30V189H28ZM42 190V189H41ZM53 190H51L52 191V193H53ZM103 190V191H102ZM170 190H172L173 191V189H170ZM214 190V189H213ZM250 190H252V191H250ZM255 190V191H254ZM24 191V192H25ZM51 191L50 192H48V193H44L43 195L44 196H46L47 194H50L51 193ZM79 191H81L80 192V194H79ZM85 191H87L88 193H91V194H89V197H91L89 200H88V194H84V193H82V192H85ZM169 191V190H168ZM166 192V193H169V192H171V191H169V192ZM206 191H208V192H206ZM9 192V191H8ZM11 192V191H10ZM11 192V193H12ZM19 192V191H18ZM17 192V193H18ZM29 192V191H28ZM37 192V191H36ZM35 192V193H36ZM38 192V193H39ZM68 192V193H67ZM75 192V193H74ZM105 192H109V193H105ZM111 192V193H112ZM218 192V191H217ZM237 192H238V195H237ZM250 192V193H249ZM1 193H3L2 191L0 192V194ZM16 193V194H17ZM35 193L33 194V195H35ZM38 193H36V194H38ZM51 193V194H52ZM76 193H78L79 195H78V197H76L77 196V194ZM86 193V192H85ZM208 193V194H207ZM213 193H214V195H213ZM228 193V194H227ZM244 193V194H243ZM247 193V194H246ZM249 193V194H248ZM8 194V193H7ZM7 194H5L6 196H7ZM14 194H15V192H14ZM14 194H8V195H10V196H14ZM42 194H38V195H35V196H39V195H41L42 196ZM47 195V196H49V198L52 196V195ZM54 194V193H53ZM66 194V195H65ZM74 196H73V195ZM81 194H82V196H81ZM97 194V195H96ZM101 195V194H105V195H101V197H96V196H98V195ZM165 194V193H164ZM176 194V193H175ZM236 194V195H235ZM4 195V196H5ZM70 195V196H69ZM91 195V196H90ZM106 195H108V196H106ZM171 195V194H170ZM170 195H169V197H170ZM172 195H174V194H172ZM171 195V196H172ZM177 196H172V198H167V197H165L164 199H162V201H164V200H166V202H167V204H166V202L164 201V203L162 202V204L163 205H165V207H163L164 208V212H167V210L168 209H174V206L175 207H178L179 206V203L181 204V202H184L183 201V196L184 195H178V194H176ZM202 195L204 196V197H202ZM208 195V196H207ZM216 195V196H215ZM227 195V196H226ZM253 195V196H252ZM4 196H2V197H4ZM12 196V197H13ZM87 197L86 199L85 198H82V197ZM104 196H106L105 198H103ZM114 196V195H113ZM207 196V197H206ZM222 196V197H221ZM241 196V197H240ZM248 196V197H247ZM12 197H5L6 198V200H5V198H3L2 200H5L4 202H8V200H10L9 202H8V204H7V206L10 204H14V199H12ZM30 197H31V194H30ZM34 197V196H33ZM43 197V196H42ZM54 197V196H53ZM62 197V198H61ZM68 197V199H66ZM70 197V198H69ZM206 197V198H205ZM239 197V198H238ZM244 197V198H243ZM14 198V197H13ZM36 198V197H35ZM49 198H47V200H49ZM95 198V199H94ZM98 198V199H97ZM102 198V199H101ZM107 198V200H105ZM122 198V199H121ZM163 198V197H162ZM176 198V199H175ZM203 198V199H202ZM223 198V199H222ZM241 198V199H240ZM51 199V198H50ZM80 199V200H79ZM92 199V200H91ZM111 199V200H110ZM112 199H114V201L112 200ZM116 199H118V200H116ZM199 199V200H198ZM205 199V201H202V200H204ZM208 199V200H207ZM235 199V200H234ZM243 199V200H242ZM46 200V201H47ZM63 200V201H62ZM71 200H73V201H71ZM77 200H78V202H77ZM86 200V201H85ZM95 202H94V201ZM96 200L98 201V202H96ZM101 200V201H100ZM110 200V201H109ZM116 200V201H115ZM121 200V201H120ZM179 200V201H178ZM217 200V201H216ZM12 201V203H10ZM55 201H58L56 204L57 205H54L55 203ZM79 201H80V203H79ZM82 201V202H81ZM197 201H199V203L197 202ZM203 203H202V202ZM236 201V202H235ZM49 202H47V203H49ZM62 204H61V203ZM73 204V205H71V203ZM85 202V203H84ZM88 202V203H87ZM89 202H91L90 203V205H89ZM94 202V203H93ZM104 202V203H103ZM108 202V204H107V207L109 208V210L106 208H104L103 207V205L105 204V203H107ZM109 202H110V205H112L113 204V206H112V208H110L111 206L109 205ZM118 203V204H116V203ZM121 202V203H120ZM125 202V205L126 206H124L123 205V203ZM170 202V203H169ZM205 202H206V204H205ZM58 203H59V205H58ZM66 203V204H65ZM77 203V204H76ZM98 203H100V204H98ZM103 203V204H102ZM112 203V204H111ZM119 203H120V205H119ZM169 203V204H168ZM177 203H178V205H177ZM201 203V204H200ZM219 203V204H218ZM225 203V204H224ZM250 203V204H249ZM64 204V205H63ZM82 204H84V205H82ZM87 205V207H86V205ZM116 204V205H115ZM213 204V205H212ZM9 205V206H10ZM82 205V206H81ZM96 205H98V206H96ZM101 205V206H100ZM110 207H109V206ZM119 205V206H118ZM14 206V205H13ZM58 206V207H57ZM67 206V207H66ZM71 208H70V207ZM92 206H94V207H92ZM95 206H96V209H95ZM124 208H123V207ZM60 207V212H59V210L57 209V208H59ZM69 207V208H68ZM73 207V208H74ZM91 207V208H90ZM97 207H99V208H97ZM166 207H167V209H166ZM169 207V208H168ZM63 208V209H62ZM88 210H87V209ZM94 208V209H93ZM114 208H116V209H114ZM162 208V209H163ZM193 208H192V210H193ZM215 208H216V210H215ZM69 209V210H68ZM90 209V210H89ZM101 209V210H100ZM104 209V210H103ZM111 209V210H110ZM128 210V211H126V210ZM166 209V210H165ZM178 209V208H177ZM214 209V210H213ZM231 209H232V211H231ZM240 209H242L241 211H240ZM52 210V211H51ZM64 210V211H63ZM72 210V209H71ZM83 210V209H82ZM83 210V211H84ZM125 210V211H124ZM179 210V209H178ZM178 210L177 211H175V214L177 213H179L181 210H179V212H178ZM210 210V211H209ZM214 212H216V213H214ZM109 211V212H108ZM111 211H113V213L111 212ZM169 211V210H168ZM171 211V210H170ZM169 211V212H170ZM219 211V212H218ZM227 211V212H226ZM231 211V212H230ZM242 213V214H240L239 215V213L240 212ZM247 211V212H246ZM53 212V213H52ZM93 212H91V213H93ZM107 212V213H106ZM130 212V213H129ZM162 212H163V210H162ZM169 212H167V214L165 213V214H163V216L164 215H169L170 213ZM173 212V211H172ZM91 213H89L90 215H91ZM96 213H93V215H95ZM110 213V214H109ZM129 213V214H128ZM169 213V214H168ZM174 213V212H173ZM173 213H171V216H173L172 214ZM196 213V214H195ZM209 213H210V215H209ZM214 213V214H213ZM58 214H60V215H58ZM64 215V217L62 216V215ZM89 214H86V216L88 215V216H90ZM96 214V215H97ZM201 214V215H200ZM208 214V215H207ZM220 214H222V215H220ZM48 215V214H47ZM52 215V216H51ZM72 216H73V214H71ZM107 216V217H106ZM129 216V217H128ZM133 216V217H134ZM203 216V217H202ZM210 218H209V217ZM55 217H58V218H55ZM60 217H62L61 219H60ZM67 217V216H66ZM184 217H186V218H184ZM200 217V218H199ZM245 217V218H244ZM70 218V217H69ZM73 218H74V216H73ZM125 218V219H124ZM191 218V221L189 220ZM203 218H204V220H203ZM206 218V219H205ZM237 218V219H236ZM243 218V219H242ZM61 220V222H59L60 220ZM81 219V218H80ZM88 219V218H87ZM116 221H115V220ZM195 219H196V221H195ZM54 220V221H53ZM56 220V221H55ZM185 220V221H184ZM187 220H188V222H187ZM201 220V221H200ZM203 220V221H202ZM228 220V221H227ZM235 220V221H234ZM248 220V219H247ZM67 221V223H68V221H70V220H67V218H66V220H65V222ZM72 221V220H71ZM111 223H110V222ZM132 221H134V222H132ZM180 221V222H179ZM184 223H183V222ZM189 221H190V223H189ZM211 221H212V223H211ZM218 221H220V222H218ZM46 222V221H45ZM54 222L55 223H58L57 225H55V226H57V227H55L54 226ZM65 222H63L64 224H65ZM126 222V223H125ZM133 223V225H131L130 223ZM182 222V224L184 225H181L180 223ZM196 222V223H195ZM210 224H208V223ZM237 222V223H238ZM66 223V224H67ZM110 223V224H109ZM116 223V224H115ZM176 223V224H175ZM179 223V224H178ZM193 223V224H192ZM195 223V224H194ZM14 223V214H10V212H9V210L7 211V210H5V211H2L1 210V208H0V238H2V239H4L3 238V236L4 237H6L7 236V238L9 237V239H10V237H11V235L14 237V226L16 227V226H19L18 225V223L17 224H15ZM46 224V223H45ZM45 224H43L42 226H44ZM190 224V225H189ZM198 224V225H197ZM202 224V225H201ZM215 224V225H214ZM228 224H231V225H228ZM68 225H70V223H68L67 225H65V226H63V225H60V227L61 226H63L64 228L65 227H67ZM117 225V226H116ZM190 227H189V226ZM193 227H192V226ZM196 225V226H195ZM200 225V226H199ZM209 225V226H208ZM214 225V226H213ZM227 225V226H226ZM52 226H54L55 228H57L56 230L55 229H51L52 228ZM128 226V227H127ZM131 226H133V227H131ZM177 226H179L178 228H179V230H178V228H176ZM181 226V227H180ZM188 226V228H186ZM198 226H199V228H198ZM202 226H204V227H202ZM209 228H208V227ZM62 227V228H63ZM129 227H131V228H129ZM183 227V228H182ZM192 227V228H191ZM194 227H196V229L198 230L197 232H196V229L194 228ZM212 227V228H211ZM219 227V228H218ZM229 227V228H228ZM63 228V229H64ZM103 228V229H102ZM123 228V229H122ZM129 228V229H128ZM138 228V227H137ZM203 228V232L201 231V229ZM233 228H235V227H233ZM233 228H231V229H233ZM48 229H51L50 231L48 230ZM61 228H59V230H60ZM181 229H183V230H181ZM219 229V230H218ZM225 229H226V231H225ZM2 230V231H1ZM9 230H11V231H9ZM107 230H109V231H107ZM116 230V231H115ZM136 230V233L137 234H134L133 233V231H135ZM173 230H175V231H172ZM176 230H178V231H176ZM181 230V231H180ZM195 230V231H194ZM210 230V231H209ZM218 230V232H216ZM230 230V229H229ZM4 231V232H3ZM6 231V232H5ZM112 231V232H111ZM118 231V232H117ZM124 231V232H123ZM200 231V232H199ZM223 231V230H222ZM128 232V233H127ZM192 232V233H193ZM223 232V233H224ZM106 233V234H105ZM119 233V234H118ZM130 233V234H129ZM132 233V234H131ZM176 233V236H173L174 234ZM179 233V234H178ZM193 233V234H194ZM201 234V236H199L200 234ZM217 233V234H216ZM221 233V232H220ZM7 234V235H6ZM109 234H110V237H109ZM134 234V235H133ZM178 234V235H177ZM184 234V233H183ZM205 234V235H204ZM122 235V236H121ZM132 235V236H131ZM182 235V234H181ZM180 235V237H182ZM202 235H204V236H202ZM108 236V237H107ZM118 236V237H117ZM128 236V239L126 238ZM13 237H12V240H14L13 239ZM115 237V238H114ZM179 237V238H180ZM109 238H110V240H109ZM113 238V239H112ZM148 238H149V240H148ZM130 239H133L132 241L130 240ZM150 239H151V236L150 235H148L147 236V239H145V241L147 242V243H149V241H150ZM196 239V240H195ZM203 239V240H202ZM4 240H6V238L4 239ZM11 240V239H10ZM114 241V243H112V245L110 244L111 242H113ZM120 240L121 241H124V243L122 244V246H118L117 247V245H118V241H119V244H120ZM130 240V241H129ZM197 240H200V243H199V241H197ZM117 242V243H116ZM137 242V241H136ZM11 243H13V241L11 242ZM14 244V243H13ZM125 244V245H124ZM199 244V245H198ZM135 245V244H134ZM149 245V244H148ZM127 246H129V248L127 247ZM130 246H131V250H134L133 252L130 250ZM109 247V248H108ZM120 247V248H119ZM123 247V248H122ZM110 248H111V250H110ZM129 250H128V249ZM135 248H136V250H135ZM188 248V247H187ZM112 249H114V250H112ZM118 249V250H117ZM127 249V250H126ZM139 249V250H138ZM193 249V250H192ZM120 250V251H119ZM140 250H143V252L142 251H140ZM188 250H183L182 248L180 249V251H186V252H188V253H185V254H189V251ZM125 251H127V252H125ZM129 251V252H128ZM137 251H139L138 253H137ZM197 251V252H196ZM125 252V253H124ZM136 252V253H135ZM121 253H122V255H121ZM132 253V254H131ZM137 256H136V255ZM136 256V257H135ZM7 257V260L9 261H6L7 263H5V260L3 261V260H0V264H14V254H13V256L11 257V258H9L8 259V256H6ZM5 258V257H4ZM132 258V257H131ZM139 258V257H138ZM0 259H3V257L2 258H0ZM6 259V258H5ZM125 259H129L130 260V258H125ZM137 259V260H136ZM132 260H133V258H132ZM131 260V261H132ZM131 261H129V262H131ZM1 262H3V263H1ZM128 262V261H127ZM128 262V263H129ZM132 263V262H131ZM130 263V264H131ZM136 264V263H135Z\"/></svg>",
	"mask_w": 264,
	"mask_h": 264
}]
</instances>
